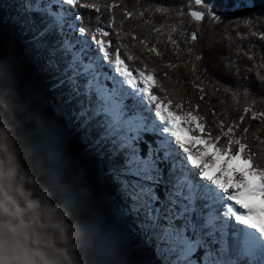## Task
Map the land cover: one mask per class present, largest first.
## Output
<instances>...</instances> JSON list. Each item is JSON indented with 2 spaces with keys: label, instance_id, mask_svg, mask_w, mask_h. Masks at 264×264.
I'll return each mask as SVG.
<instances>
[{
  "label": "snow or ice",
  "instance_id": "1",
  "mask_svg": "<svg viewBox=\"0 0 264 264\" xmlns=\"http://www.w3.org/2000/svg\"><path fill=\"white\" fill-rule=\"evenodd\" d=\"M21 7L14 24L33 62L55 80L58 115L102 165L92 183L59 150V171L91 251L115 256L109 264H141V252L150 254L149 264H264V54L257 62L250 49L236 50L252 62L247 72L256 69V89L219 81L209 88L195 45L205 24L224 21L208 0H186L179 9L161 0L131 7L128 0H22ZM234 7L257 5L237 0ZM173 11L176 21L156 19H171ZM232 23L251 29L253 17ZM236 29V38H246ZM250 35L264 41V31ZM181 67L199 103L176 94L182 82L172 74ZM223 67L240 77L236 59L225 57ZM7 76L22 96L20 77L0 56V82ZM221 91L225 107L217 110L210 93ZM108 187L111 193L102 190ZM110 196L119 202L113 220L131 227L117 232L108 224L102 205Z\"/></svg>",
  "mask_w": 264,
  "mask_h": 264
},
{
  "label": "trees",
  "instance_id": "2",
  "mask_svg": "<svg viewBox=\"0 0 264 264\" xmlns=\"http://www.w3.org/2000/svg\"><path fill=\"white\" fill-rule=\"evenodd\" d=\"M161 2L172 9H179L186 0H161ZM208 2L214 6L215 12L221 15L224 23L217 27L211 23L205 24L200 39L195 45L196 52L204 57L199 62V69L200 74L207 77L205 84L211 88V84L219 81L228 83L231 87L250 85L256 89V69L247 72L245 66H252V62L242 56L237 57L236 50L250 49L256 55L257 62L264 54V41L250 35L252 30L264 31V19L260 18L264 14V0H256L255 9H236L234 7L236 0H208ZM128 3L131 7L135 0H128ZM142 3L147 6L148 0H142ZM21 5L22 0H0V56L4 57L9 70L20 77L23 93L22 96L17 95L11 76L5 77L3 82H0V138H3L11 148L20 146L25 150L17 153L25 174L22 188L25 191L30 189V198L38 199L41 207L38 212L27 211L19 216L10 213L0 214V253L8 259L9 264H24L25 252L36 264H42L41 258L33 254L35 250H39L44 259L51 264H85L89 260L95 261L96 264H109L116 259L115 256L91 251L90 235L78 218L76 206L65 188L59 171V150L62 149L66 154L70 165L86 170L88 179L92 183H96L97 172L102 165L81 143L72 124H66L64 118L58 115V109H55L57 91L52 87L55 80L50 72L44 71L40 64L33 62L31 53L27 51V37L22 35L14 24V21L20 20L23 16ZM249 16L253 17L252 28L244 29L240 26L236 29L232 21ZM156 19L163 23H171L176 21L175 12L173 11L171 19H161L159 15ZM187 21L188 18H185L184 26L192 27ZM88 23L86 17L85 24ZM234 29L243 32L246 38H236ZM229 36L233 38L229 40L227 38ZM177 38L182 39L179 36ZM225 57L237 60L241 66L240 77L230 78L225 75L223 67ZM159 63L156 61L151 66L158 68ZM185 72L186 70L181 67L172 74L174 81L182 82L175 84L176 94L199 103L197 94L189 83L191 73L185 75ZM158 75L163 79L161 73L158 72ZM164 83L171 90L173 85L167 81ZM255 95L257 99L260 98L258 89ZM210 98L211 104L217 105V110L225 107L219 104V100L225 98L222 91L215 95L210 93ZM228 104H231L230 98ZM204 107L207 108L208 105L205 104ZM229 110L232 115H237L234 109ZM208 120L209 122L212 120L211 113H208ZM252 124L253 127L256 126V122ZM260 162L264 163V160ZM16 179L19 181V177ZM15 186L14 183L13 189ZM102 190L106 193L112 191L110 187ZM11 195L16 198L21 208L25 207L24 198L15 190ZM118 203L115 196H110L109 202L102 205L105 219L117 232L132 226L130 220L127 221L128 224L113 220L110 211ZM65 216L66 223L71 225L66 230V240L60 230L52 226L53 221L64 220ZM21 220L25 222L24 226H21ZM136 259L141 261V264H149L151 257L149 253L141 252Z\"/></svg>",
  "mask_w": 264,
  "mask_h": 264
},
{
  "label": "clouds",
  "instance_id": "3",
  "mask_svg": "<svg viewBox=\"0 0 264 264\" xmlns=\"http://www.w3.org/2000/svg\"><path fill=\"white\" fill-rule=\"evenodd\" d=\"M14 142L15 141H13V143ZM23 151L25 150L20 146L11 148L9 144L4 142L3 138H0V214L10 213L12 215L19 216L21 213L27 211L38 212L41 207L38 199L30 198L31 190L29 189L25 191L22 188V182L25 179V174L17 153H21ZM17 177H19V181H17ZM29 181L31 182L30 177ZM14 183L16 185L15 189H13ZM13 190L24 198L25 207L21 208L16 198L11 195ZM66 220L67 217L65 216L64 220L52 222V226L57 227L60 230L61 235L65 238V240L67 239L66 230L68 227H71V225L66 223ZM20 223L21 226L25 225L23 220H21ZM73 247H76V245H73ZM60 251L62 253L64 252V250ZM33 254L41 258L42 264H51V262L44 259L43 254L39 250H35ZM65 258L67 259V256ZM0 264H9L8 259L4 257L2 253H0ZM24 264H36L27 252L24 254Z\"/></svg>",
  "mask_w": 264,
  "mask_h": 264
},
{
  "label": "bare ground",
  "instance_id": "4",
  "mask_svg": "<svg viewBox=\"0 0 264 264\" xmlns=\"http://www.w3.org/2000/svg\"><path fill=\"white\" fill-rule=\"evenodd\" d=\"M216 171H217V169H215V168L210 169V170H209V174H210V175H215Z\"/></svg>",
  "mask_w": 264,
  "mask_h": 264
},
{
  "label": "rangeland",
  "instance_id": "5",
  "mask_svg": "<svg viewBox=\"0 0 264 264\" xmlns=\"http://www.w3.org/2000/svg\"><path fill=\"white\" fill-rule=\"evenodd\" d=\"M236 2H237V0H236ZM112 209H114V208H112ZM112 209H111V210H112ZM123 224H128V222H127V221H124Z\"/></svg>",
  "mask_w": 264,
  "mask_h": 264
}]
</instances>
